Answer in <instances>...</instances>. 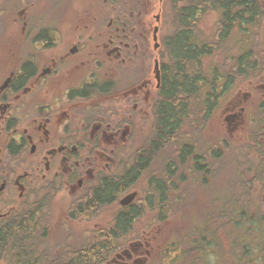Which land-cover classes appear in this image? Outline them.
<instances>
[{"label":"flooded vegetation","instance_id":"obj_1","mask_svg":"<svg viewBox=\"0 0 264 264\" xmlns=\"http://www.w3.org/2000/svg\"><path fill=\"white\" fill-rule=\"evenodd\" d=\"M162 1L0 0V227L52 202L56 238L77 230L60 257L264 264V70L226 76L216 59L197 101L172 104L188 85L164 75Z\"/></svg>","mask_w":264,"mask_h":264},{"label":"trees","instance_id":"obj_2","mask_svg":"<svg viewBox=\"0 0 264 264\" xmlns=\"http://www.w3.org/2000/svg\"><path fill=\"white\" fill-rule=\"evenodd\" d=\"M173 6L178 10L177 25L171 36V48H167L172 68L165 66L164 75L185 77L188 89L186 95L176 98L170 95L172 104H178L185 96L192 103L197 101L194 95L197 83L203 75L212 74L216 59H220L221 72L226 76L245 75L248 60L252 62V76L264 70V0H174ZM210 11L219 13L220 21L219 27L207 34L200 28L197 17ZM210 60V73L204 72ZM33 204L16 213L7 226L0 227V264H96L95 260L55 256L58 243L70 251V237L77 232L64 228L58 240L55 228L41 224L46 213L43 215ZM177 236L172 240L180 239Z\"/></svg>","mask_w":264,"mask_h":264},{"label":"rangeland","instance_id":"obj_3","mask_svg":"<svg viewBox=\"0 0 264 264\" xmlns=\"http://www.w3.org/2000/svg\"><path fill=\"white\" fill-rule=\"evenodd\" d=\"M7 1H10V0H7ZM65 1H68V0H64V2ZM174 15H175V8L172 4H169L168 10L166 13V22H167L166 29L168 28L169 32H171L173 30L174 25H175V22H174L175 16ZM218 19H219V14L217 12H214V11L207 12L201 21V25L205 31L206 30L208 31V29L210 30L214 25L217 24ZM228 170H229L228 167H225L224 165L222 166V169H221L222 179H221L220 187H218L217 189H214L215 195L219 199H224V198L228 197V190L226 191L224 189V181H225L224 178L226 176H230V177L235 178V176L231 175V173H229ZM236 180H237V177H236ZM206 193L209 196V198H211V202H213V200H212L214 197L213 189L212 188L209 189L208 191H206ZM193 202H194L193 200H191V199L189 200V203H193ZM37 208H40L42 210V214L46 213V220H45V217H43L41 224L46 226L48 229L49 228L52 229L51 227L53 226V217H54L53 216L52 202H51V204H49V203L41 204ZM197 213H199V211H198V209H195L191 212H188V213L186 212L183 216L187 219V216L192 214L193 218L197 219ZM47 217H48V219H47ZM49 225H51V226L49 227ZM51 234L52 233H50V237L52 238Z\"/></svg>","mask_w":264,"mask_h":264},{"label":"water","instance_id":"obj_4","mask_svg":"<svg viewBox=\"0 0 264 264\" xmlns=\"http://www.w3.org/2000/svg\"><path fill=\"white\" fill-rule=\"evenodd\" d=\"M158 76H159V73H158ZM133 197H134V195H130V196L126 197L124 199L123 203L124 204L129 203L132 200Z\"/></svg>","mask_w":264,"mask_h":264}]
</instances>
